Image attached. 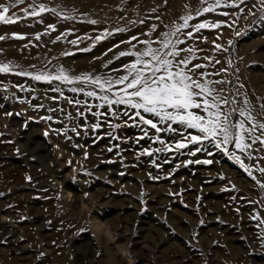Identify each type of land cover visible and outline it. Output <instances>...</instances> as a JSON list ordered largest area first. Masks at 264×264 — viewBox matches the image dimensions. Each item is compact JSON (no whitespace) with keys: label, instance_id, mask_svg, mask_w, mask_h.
Here are the masks:
<instances>
[{"label":"rangeland","instance_id":"374dc122","mask_svg":"<svg viewBox=\"0 0 264 264\" xmlns=\"http://www.w3.org/2000/svg\"><path fill=\"white\" fill-rule=\"evenodd\" d=\"M0 2L14 4L15 0ZM36 2L50 8L59 5L69 12L76 9L78 18L64 20L45 13L44 23L31 17L0 23V34H28L25 40L0 41V61H12L24 70H31V65L39 69L47 64L50 70L63 65L72 74L105 76L120 74L112 71L119 68L120 61L103 66L126 47L112 46L130 34L139 35L145 27L130 24V20L144 19L167 30L164 25L179 22L178 18L189 11L194 14L199 6V0H126L123 5L121 0ZM256 2L243 0L239 5L243 13L238 8L221 9L229 11L228 17L219 12L204 14L201 18L237 22L232 28L223 25L221 29L202 30L206 41L201 38L186 44L204 50L197 53L201 63H206L204 55L220 59L221 64H213L209 70L228 69L212 77L231 82L220 85L225 89L223 94L236 95L241 103L243 96L238 93L246 94L253 115L264 120V109L260 107L264 103V23L253 26L255 17L248 14ZM29 3L32 0H24L12 11L23 16L20 9ZM252 11L259 15L258 8ZM81 13L97 19L99 24L81 23ZM157 15L160 20L154 19ZM47 23L55 24L57 31L43 34ZM125 26L129 32L115 33L87 52L79 49L87 47L90 40L82 39L76 46L67 42L85 33L94 37L106 27ZM69 28L75 31L52 42ZM236 31L242 34L236 36ZM36 32L42 33L40 41L34 39ZM218 33L221 38L217 42L228 51H213L212 41ZM229 39L233 41L231 46ZM28 40L33 43L25 48ZM64 52L71 55L65 56ZM57 87L63 96L52 91ZM72 87L83 88L84 92H72ZM87 91L100 93L95 86L81 82L48 83L0 73V264H264V226L257 227L258 221L252 219L257 213L264 217V203H260L264 190L252 177L207 142L206 150L195 156L189 154L193 145L178 152L141 154L145 147H161L154 140L156 135L169 141L180 138L179 132L172 133L164 125L161 133L150 126H134L138 118L132 109L122 105L99 107L101 101L86 96ZM77 99L81 104L68 103ZM46 116L52 120L40 119ZM93 123L102 127L92 130ZM110 123L120 127L114 129ZM85 124L89 127L82 126ZM73 127L80 135L71 130ZM55 129L62 131L57 134ZM144 130L148 137L137 143ZM208 151L213 154L209 156ZM197 159H210L212 163H183ZM261 159L264 150L257 142L253 161L245 159V163L254 162L253 175L264 182L258 171V167H264Z\"/></svg>","mask_w":264,"mask_h":264},{"label":"snow or ice","instance_id":"6c2138e0","mask_svg":"<svg viewBox=\"0 0 264 264\" xmlns=\"http://www.w3.org/2000/svg\"><path fill=\"white\" fill-rule=\"evenodd\" d=\"M166 2L167 0H165ZM22 3H24V0H15L14 4L0 2V23H16L29 17L38 18V22L44 23L43 14L45 13H51L64 20H75L78 18L76 9H72L69 12L60 8L59 5L50 8L46 3H37L36 0H32V3L20 9L23 13V16H20L15 11H12V9ZM125 3L126 0H121V5ZM240 3H243V0H199V6L194 10V14L192 11H189L178 18L179 22H173L171 26L164 25L163 28L167 30H162L156 23H146L144 19L130 20V24H139L145 27L139 30V35L130 34L126 40L121 39L119 44H114L112 48L119 49L121 44L126 45V47L123 50L117 51L103 65L104 67H108V65L113 64V61H120L119 68L112 69L114 73H120L118 75H92L87 72L76 75L72 74L63 65H58L55 70H50L47 64L39 69H36L35 65H31V70H24L20 69L19 65H14L12 61H0V73H12L18 76L29 77L35 81L48 83L75 84L76 82H81L95 86L100 90L99 94L96 91H87L84 94L100 100L101 104L99 107L106 105L108 109H112L115 105H122L126 109H132L134 117L138 118L136 121H133L134 126H150L156 133L163 132L165 127L172 133L179 132L180 138L173 137L169 141H165L159 135H156L154 140L159 142L161 147L157 149L145 147L142 149L141 154L151 156L154 152H178L189 149V145H193L189 149V154L195 156L197 153L206 150L204 142H207L212 148L219 150L223 155L237 163L264 190V182L253 175L252 166L254 162L245 163V159L253 161V146L257 145V142L260 145V150H264V120H259L253 115V108L246 94L238 93L243 96L242 103L237 100L236 95L223 94L225 89L220 85L231 82L213 79L212 77L219 76L220 73H226L228 69L220 67L219 71L209 70L213 64L220 65V59L204 55L202 60L206 63H201L199 62L197 53L204 50L194 46L190 47L186 44L189 40L201 38L206 41L208 38L201 36L202 30L221 29L223 25L232 28L237 22L235 19L229 23L227 20H211L201 17L204 14L218 12L220 15L228 17L230 15L229 11H220L227 8H238L239 12L243 13L244 9L239 7ZM58 8H60L59 11ZM255 8H258L259 15L252 11ZM152 11L155 12L156 9ZM248 14L255 17L252 21L253 26L257 23H264V0H257L256 3H253L248 10ZM80 16L83 17L80 21L81 23H88L90 25L99 24L97 19L88 18L87 13H81ZM196 18L201 19L198 22L190 23V21H195ZM154 19L160 20V16L157 15ZM56 31L55 24L47 23L43 34ZM74 31L72 28L66 29L57 35L52 42L55 43L61 40L62 37L71 35ZM129 31L130 29L127 26L111 29L106 27L94 37L85 33L83 37L76 36L75 39L68 40L67 42L76 46L80 44L82 39L90 40L91 43L87 47L79 49L80 51L87 52L95 47L98 42L107 39L113 34ZM194 33L196 34L195 36ZM241 34L242 32L240 31L234 32L236 36H240ZM27 35V33L13 31L10 37L8 33L0 34V41H5L9 38L25 40ZM41 38L42 33H34L36 41H40ZM220 38V34L218 33L217 39L212 41L214 45L213 51H228L221 43L217 42ZM32 43V40H28V43L24 47L26 48ZM228 44L231 46L233 41L229 39ZM112 48H109L108 52H111ZM0 52H3V49H0ZM63 55L68 56L71 53L64 52ZM121 58H125L126 62L122 61ZM228 64L231 66V61H228ZM52 91L60 92L61 96H63V92L59 87L52 89ZM71 91L84 92V89L72 87ZM52 99L55 100L58 97H52ZM68 103L79 105L81 101L78 99L75 101L69 100ZM84 103L87 104V101H84ZM260 107L264 109V103ZM48 110L53 111L51 108ZM5 114L11 115V113ZM80 114L82 115V113ZM112 114L115 116L117 113L113 111ZM125 114L127 115V111ZM144 114H148V116ZM151 117H155L156 119ZM29 119L32 118L29 117ZM40 119L52 120V117L46 116ZM127 124L128 121H125V126ZM161 125L165 127H161ZM173 125H179V128ZM24 126L27 127V121H25ZM82 126L85 128L89 127L86 124ZM109 126L114 129L120 127L119 124L111 123ZM90 127L92 130H95L102 127V125L93 123ZM71 130L76 135H80L76 127H73ZM54 131L59 134L62 130L55 129ZM0 135L3 134L0 133ZM44 135L48 136L47 130H45ZM64 135L67 136L66 130L64 131ZM146 137H148V131L144 130L143 135L137 139V143L140 139ZM74 146L80 147V145ZM108 150L111 151L112 149L109 148ZM17 152H19V149H17ZM212 154L211 151H208L209 156ZM87 155L88 153L85 152V158ZM201 162L211 164L212 160H186L183 163L187 165L189 163L199 164ZM260 163L264 164V159H261ZM156 166L159 167V165ZM258 171L264 176V167H258ZM27 179L30 180L31 177H27ZM232 188L235 189V185H232ZM0 195H3V193H0ZM250 203H256V201H250ZM260 203H264V199ZM252 219L258 221L257 227L264 226V217H261L259 213L253 215ZM261 238L264 239V234H262Z\"/></svg>","mask_w":264,"mask_h":264},{"label":"bare ground","instance_id":"6f19581e","mask_svg":"<svg viewBox=\"0 0 264 264\" xmlns=\"http://www.w3.org/2000/svg\"><path fill=\"white\" fill-rule=\"evenodd\" d=\"M108 231V230H107Z\"/></svg>","mask_w":264,"mask_h":264}]
</instances>
